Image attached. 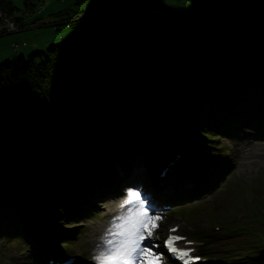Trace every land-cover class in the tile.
<instances>
[{"label": "trees", "instance_id": "trees-1", "mask_svg": "<svg viewBox=\"0 0 264 264\" xmlns=\"http://www.w3.org/2000/svg\"><path fill=\"white\" fill-rule=\"evenodd\" d=\"M121 1H71L40 24L79 31L0 62V237L59 242L83 209L171 152L182 159L170 198L183 200L223 161L222 134L246 120L264 134V0H180L127 19Z\"/></svg>", "mask_w": 264, "mask_h": 264}, {"label": "rangeland", "instance_id": "rangeland-1", "mask_svg": "<svg viewBox=\"0 0 264 264\" xmlns=\"http://www.w3.org/2000/svg\"><path fill=\"white\" fill-rule=\"evenodd\" d=\"M12 1L19 8L25 6L24 0ZM163 3L171 4L169 8L175 10L180 0H169ZM70 4V0H30L29 2L32 10L38 14V17H42L44 22L56 21V13L65 10L66 6ZM137 7L140 8L143 7V5L139 4L138 6H132V8ZM81 8L82 7L79 6L72 8V10L76 11ZM143 9L145 8L143 7ZM73 11H71V15ZM36 14H34V17H37ZM109 23V18L106 20L102 19L95 22L92 28L106 27ZM73 27L74 26H71V24L58 26V29H56L57 26H45L5 35L0 38V62L21 54L27 55L36 49H44L47 47L48 43L58 42L69 34L72 35L76 33L79 27L78 29L77 27ZM36 41H42L44 45L41 46ZM15 42L21 44L18 51H16V46L13 45ZM24 43L26 44L24 45ZM238 128H243L238 135H221L219 141L216 142V145L224 146V154L217 150L214 152H218L217 154L221 155L224 161L227 159L219 166V169L222 171V176H224V181L222 185L218 186L217 191L207 194L199 202L190 200L186 201L184 205H178V207L177 205L176 207H171L169 205L167 207H162L160 205V200L166 198V195L170 196L171 182H161V176L159 178L158 175L164 171L165 167H173L174 164H165L160 168L157 174L151 173L148 168L143 166L131 177L140 187L139 189L134 187L129 188L132 190H140L145 200L150 205V211L161 217L159 227L155 230L152 240L153 243L159 245L158 249H156L158 253H163L161 241L172 225L180 224V232L198 239L197 233L207 232L206 228L210 225L209 223H221L223 229L221 232H217V235L220 237L231 230V226L229 223L225 222L226 220L236 219L238 222L243 223L245 221L244 216L248 215L247 212L254 215L255 218L253 220L260 222L262 226L255 223L252 230H241L237 237H248V240L251 241L262 239V245H264V135L248 121L239 125ZM246 133H250L249 139L243 136ZM241 139L251 142V144L246 147L247 150L243 152L240 150L237 142ZM240 143L242 144V142ZM212 151L213 149L207 150L209 154L215 155ZM202 160L206 161L207 159L203 157ZM253 162L256 163L253 164ZM201 164L200 161H197V165L200 166ZM134 181L128 182L129 185L135 183ZM127 186L128 184L122 185L119 190ZM126 193L127 192H122L119 196H124L115 197L102 202L96 200L93 204V208L83 209L80 214H78V222L75 221V223L71 225V228L67 230L71 236L67 237V235H65L66 237L62 238L67 248L62 256L70 253H80L84 256V260L96 264L94 256L97 254V248L94 242L98 238L103 239V236L97 237L94 236L93 233L95 231H102L103 233L106 231V227L104 228V226L110 224L105 214L108 213L111 208L120 207L125 199ZM232 199L233 203L231 202ZM229 207L231 217L227 219L225 218V211H229ZM215 209L216 211H213ZM195 218L201 219L194 221ZM204 224H206V226H204ZM62 228L66 229L65 226H62ZM240 241V244L237 245L234 241L228 240L225 246L212 241V244L208 245L207 250L212 256H217L218 259H220L218 264H244L240 261L239 255H233L232 252L227 253V250H231L234 246L246 244L245 241ZM21 250L22 252H20ZM22 257H26L28 260L35 259L34 256L32 257L31 255V249L28 248L27 241L21 239L18 234L10 237H0V264H21L18 262V259ZM228 258L229 261L226 260ZM163 260L165 264H169L167 262L168 258L164 254Z\"/></svg>", "mask_w": 264, "mask_h": 264}, {"label": "snow or ice", "instance_id": "snow-or-ice-1", "mask_svg": "<svg viewBox=\"0 0 264 264\" xmlns=\"http://www.w3.org/2000/svg\"><path fill=\"white\" fill-rule=\"evenodd\" d=\"M160 220L159 215L150 211L141 191L129 189L121 214L112 221L100 251L94 256L96 264H165L163 253L156 251L159 245L152 242ZM181 239L184 238L169 236L165 246L181 264H191L190 251L176 247Z\"/></svg>", "mask_w": 264, "mask_h": 264}, {"label": "bare ground", "instance_id": "bare-ground-1", "mask_svg": "<svg viewBox=\"0 0 264 264\" xmlns=\"http://www.w3.org/2000/svg\"><path fill=\"white\" fill-rule=\"evenodd\" d=\"M12 1V0H11ZM13 2V1H12ZM29 2L30 0L28 1V4H25V6L23 8H19L17 7L14 3V5L18 8L15 12H13V14H11L8 10L6 9H3L0 7V10L7 13L8 16L10 17L11 20H13L16 24V29L13 30V31H6V32H3L0 30V38L5 36V35H8V34H12V33H20L22 31H25V30H31V29H35V28H39V27H45L47 25H44V26H41L40 23H43V18L42 17H38V14H36L32 8H31V3L29 5ZM33 5V4H32ZM34 14L37 15V17H34ZM15 16V17H13ZM38 18H40L38 20ZM1 21V19H0ZM51 22L53 21H50V22H44V23H48L50 24ZM113 22V21H112ZM68 22H62V24H67ZM6 33V34H5ZM4 34V35H2ZM26 43H24L25 45ZM14 46H16V51H18L21 47V44L18 43V42H15L13 44ZM37 50V49H36ZM246 139H249V136H250V133H246L245 135H243ZM238 137V136H237ZM242 140H245V139H241V140H238V146L240 147V150L243 152V151H246V147L248 145L251 144V142L249 140H245V141H242ZM242 142V144L240 143ZM256 162H253V164H255ZM127 188V187H126ZM123 189V191L121 190L120 194L122 192H127L128 193V190L130 189L129 187L127 189ZM127 193H126V196H125V199L127 197ZM203 192H200V195H202ZM124 195H120L118 197H122ZM124 199V200H125ZM110 210V211H109ZM108 213L105 214V217L106 219L108 220V222L112 225V221L114 220V218H116L117 216H119L121 214V211H122V205L118 208H111L109 209ZM174 226V225H172ZM106 227V231L103 233L102 231H95L93 234L94 236H103L104 239L107 237L108 235V230L111 228L110 226L108 225H105L104 228ZM147 243V241H146ZM96 248H97V253L100 251V248L102 246V243H101V240L98 238L95 240L94 242ZM18 262H20L21 264H34L35 260H28L26 257H22L21 259H18Z\"/></svg>", "mask_w": 264, "mask_h": 264}, {"label": "crops", "instance_id": "crops-1", "mask_svg": "<svg viewBox=\"0 0 264 264\" xmlns=\"http://www.w3.org/2000/svg\"><path fill=\"white\" fill-rule=\"evenodd\" d=\"M71 1H73V0H70V3H71ZM140 1H142V0H126V1H121L120 3H119V5H118V8H120L121 10H120V13H119V15H123V16H125L126 17V19L127 18H129L131 15H134V14H139V13H143V12H145L147 9H155L156 11H158L159 13H163V12H165V11H173L174 9H172L171 10V8H169V6L171 5V4H165V3H163V2H166V1H169V0H144V2L141 4V5H143V7L145 8V9H143V7H140V8H132V6L133 5H135V4H137V3H139ZM180 5H183V3L182 4H180ZM180 5H178V6H180ZM57 14V13H56ZM56 18H57V15H56ZM46 19H48V20H51V19H49V18H46ZM125 19V18H124ZM49 41V40H48ZM36 42H38V41H36ZM41 46H43L44 44H43V42L42 41H40V42H38ZM51 43V42H50ZM50 43H48V44H50ZM53 43V42H52ZM47 44V45H48Z\"/></svg>", "mask_w": 264, "mask_h": 264}, {"label": "built area", "instance_id": "built-area-1", "mask_svg": "<svg viewBox=\"0 0 264 264\" xmlns=\"http://www.w3.org/2000/svg\"><path fill=\"white\" fill-rule=\"evenodd\" d=\"M95 1V0H94ZM0 30L3 32L13 31L16 29V24L10 19L7 13L0 10Z\"/></svg>", "mask_w": 264, "mask_h": 264}, {"label": "water", "instance_id": "water-1", "mask_svg": "<svg viewBox=\"0 0 264 264\" xmlns=\"http://www.w3.org/2000/svg\"><path fill=\"white\" fill-rule=\"evenodd\" d=\"M62 24V23H61Z\"/></svg>", "mask_w": 264, "mask_h": 264}]
</instances>
